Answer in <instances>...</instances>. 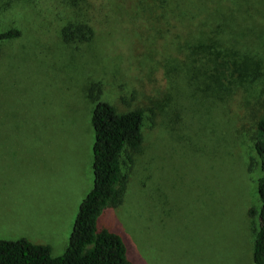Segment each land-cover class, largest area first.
<instances>
[{
    "label": "rangeland",
    "instance_id": "rangeland-1",
    "mask_svg": "<svg viewBox=\"0 0 264 264\" xmlns=\"http://www.w3.org/2000/svg\"><path fill=\"white\" fill-rule=\"evenodd\" d=\"M243 2L234 9L246 35L209 42L227 28L197 0H0V32L21 33L0 44V240L64 254L94 186L92 115L103 101L144 113L142 146L122 157L123 203L103 217L127 235L129 256L252 264L264 76L239 89L233 63L264 75V0ZM79 23L90 39L64 42L62 29Z\"/></svg>",
    "mask_w": 264,
    "mask_h": 264
},
{
    "label": "trees",
    "instance_id": "trees-1",
    "mask_svg": "<svg viewBox=\"0 0 264 264\" xmlns=\"http://www.w3.org/2000/svg\"><path fill=\"white\" fill-rule=\"evenodd\" d=\"M154 1L165 2V0ZM197 1L203 3L207 10L211 9L210 17L218 18L227 28L225 29L227 32L221 28L209 31V42L218 41L216 37L221 33L231 34L233 37L245 34L240 28L244 14L241 16L238 13L240 11L234 9V5H239V0ZM243 1L242 4H245V0ZM176 13L179 16L182 14L180 11L172 10L170 15L177 16ZM148 16L163 18L162 14H154L153 11H149ZM93 33L89 24H68L62 29L61 36L64 42L70 43L76 40H89ZM20 36V31L15 28L2 31L0 44L16 40ZM225 45L222 41V52L227 51ZM233 66L236 67L239 89L251 87L264 76L259 69H249L245 64L244 67H237L233 63ZM260 100L261 117L256 124L254 145L261 169V177L258 181L260 208L249 211V216L257 218L259 222L255 230L252 264H264V90ZM143 122L144 113L141 109L118 113L109 103L97 102L92 115V127L95 133L94 186L80 204L66 251L60 256H53L49 245L33 244L26 238L0 240V264H137L129 256L127 235L117 226L105 227L103 217L107 210L117 208L123 203L128 176L123 172L122 157L128 153L127 159L131 162L129 153L139 151L143 141Z\"/></svg>",
    "mask_w": 264,
    "mask_h": 264
},
{
    "label": "crops",
    "instance_id": "crops-1",
    "mask_svg": "<svg viewBox=\"0 0 264 264\" xmlns=\"http://www.w3.org/2000/svg\"><path fill=\"white\" fill-rule=\"evenodd\" d=\"M4 239H7V240H16V239H13V238H11V237H10V238H4Z\"/></svg>",
    "mask_w": 264,
    "mask_h": 264
}]
</instances>
